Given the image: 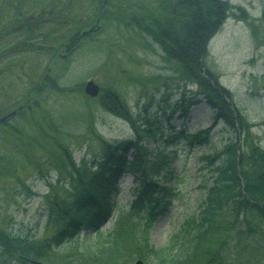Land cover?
Listing matches in <instances>:
<instances>
[{"label": "trees", "instance_id": "16d2710c", "mask_svg": "<svg viewBox=\"0 0 264 264\" xmlns=\"http://www.w3.org/2000/svg\"><path fill=\"white\" fill-rule=\"evenodd\" d=\"M115 1L0 0V78L2 71L9 72L2 67L5 66L2 49L8 45H14L15 53H38L48 60L43 75L25 84L27 87L21 96L24 108L15 117H27L29 113L33 123L41 128L46 117L41 114L37 117L35 111L42 107L50 91L63 89L58 83L59 77L51 76V71L80 46L95 39L86 30L97 18L102 21L116 18ZM139 7V13L134 12L135 16L129 21L131 19L132 25L159 44L173 71L170 76L158 75L153 80L160 79L159 84L167 87V79L181 83L180 96L171 107L173 112L182 109L187 113L193 104L206 101L213 111L214 125L220 126L224 133L220 145L213 139L210 127L195 132L181 129L167 135V128L158 115L146 113L154 92L143 110L134 112L114 85L102 87L97 98H91L82 90L86 99L99 102L104 110L126 120L133 134L116 141L97 135L100 146L98 159L94 157L91 161L94 169L77 179L73 171L86 172L87 167L78 165L73 149L66 142L48 131H41L40 138L28 135V144L43 145L47 152L42 158H34L26 151L29 163L34 164L33 172L48 178L56 171V183L49 182L53 189L64 178H70L72 185L66 194L56 192L45 196L50 227L47 235L30 237L0 224V264H9L11 259L20 264H51L59 248L78 241L83 233L93 229L98 231L97 237L82 249L76 264H118L120 256L128 253L127 250L119 252L121 236L128 237V234L132 235L130 246L151 258L154 256L156 264H259V258H264L260 247L249 249L246 257L242 247L246 239L254 244L264 239V140L259 134V130L264 132V121L261 124L250 120L236 102L235 93L222 84L220 75L209 64V42L235 7L227 0H178L172 8L167 7L164 22L153 12L154 7ZM243 17L256 33L255 22ZM146 43L153 47L151 42ZM15 65H22V61ZM159 84L155 90L160 89ZM1 91L0 98L5 94ZM11 106L14 107L13 103L1 105L0 115ZM166 109L162 112L166 113ZM15 117L0 123V131L11 126V132L20 139L23 131L10 122ZM51 126L55 127L53 122ZM183 140L190 148H209L202 159L213 181L201 184L207 193L198 204V214L188 216L168 245L156 248L150 243V227L155 217L170 204L166 198L173 191V186L167 184L171 180L172 158L165 150ZM151 142L157 144L155 151L147 146ZM176 153L177 149L174 156ZM7 170L9 172L4 174L16 172L12 167ZM126 173L132 174L138 185L128 210L121 211L118 217L121 222L145 214V226L138 228L128 220L125 231L116 226L118 229L103 234L100 229L112 217L113 196ZM15 177L27 196L38 193L26 180L17 174ZM114 250L116 253L112 254Z\"/></svg>", "mask_w": 264, "mask_h": 264}, {"label": "rangeland", "instance_id": "374dc122", "mask_svg": "<svg viewBox=\"0 0 264 264\" xmlns=\"http://www.w3.org/2000/svg\"><path fill=\"white\" fill-rule=\"evenodd\" d=\"M227 1L235 8L210 40L209 64L220 75L222 84L235 93L236 102L250 120L262 124L264 121V0ZM115 2L118 7L117 15L115 14L117 19L102 21L101 29L93 34L94 40L80 46L69 59L64 58L57 69L51 71V76L59 77L58 83L63 89L50 91L44 97L42 107L35 111L37 117L39 114L46 117L42 121L41 128L33 123L28 113L27 117H15L10 121L12 125L23 131V138L20 136L19 139L18 134L12 133L11 126H5L0 131V161H2L0 162V224L8 225L16 233L37 238L47 235L50 227L47 225L45 196L56 192L66 194L72 185L70 178H64L53 189L49 182L56 183V171L48 178L39 177L33 172L34 164L29 163L26 154L29 153L34 158H42L47 152L43 145L35 142L28 144L27 141L30 140L28 135L35 134L40 138L41 131H48L66 142L73 149L78 165L82 168L87 167L86 172L82 171L83 169L80 173L73 171L74 179H77L79 176L87 175L90 172L88 170L94 169L91 161L94 157L98 159L100 146L97 135L103 136L106 140L116 141L133 134L126 120L104 110L99 102L85 98V92L83 93L82 90L84 91L85 83L90 78L95 79L101 87L114 85L126 97L134 112L142 111L144 105L151 100V92H154L152 105L146 113L159 116L167 128V135L173 134V129L181 128L187 132H195L200 128L210 127L213 139L220 145L224 133L220 126L214 125L213 112L205 102L194 105L187 116H183L182 110L172 111L171 107L180 96L181 83L167 79L169 83L167 87L159 84L160 79L153 80V77L158 75L161 78L170 76L173 71L168 67L159 44L144 35L135 24L132 25L131 19L129 21V18L135 16L134 12L139 13L137 8L139 3L141 5L139 8L154 7L153 12L159 18L162 17L161 22H164L163 16L167 12V7L172 8L178 0H116ZM243 15L255 22L256 33ZM1 38L2 36L0 41ZM146 41L151 42L153 47L150 48ZM8 46L2 49L5 64L2 67L7 68L9 72H1L0 89H2L1 93L4 91L5 94H1L0 106L13 103L15 107L21 103L22 91L27 87L25 84L35 82L43 75L48 60L38 53H15L14 45ZM19 61H22V65H15V62ZM158 84L160 89L155 90ZM255 91L258 93L254 94ZM166 94H169L168 99H165ZM164 108H167L166 113L162 112ZM51 122L55 125L54 128ZM256 129L259 130V127ZM259 134L264 140V132L259 130ZM147 146L155 151L157 144L151 142ZM176 149L177 155L174 156ZM165 152L172 158L171 180L167 184L173 186V191L170 194L172 196L168 195L166 198L171 201L170 204L155 217L150 227V243L156 248L168 245L173 234L180 229L188 216L198 214V204L207 193L201 184H211L213 181V176L206 168V161L202 159V156L209 152L207 146L190 148L183 140L180 144L168 146ZM84 164L86 166L83 167ZM10 167L15 168L16 172L13 175L4 174L9 172L7 169ZM16 174L26 180V183L38 193L32 197L27 196L15 177ZM136 186L133 175H124L121 178L118 192L113 197L112 217L101 227L100 232L103 234L112 232L115 228L118 229L116 226L125 231L123 229H127L125 222L128 220H132L138 228L145 226L147 218L145 214L143 217L137 215L123 219L121 222L118 217L121 211L128 210ZM97 233L98 231H88L83 233L78 241L75 240L59 248L51 264H76L82 249L96 239ZM131 236L129 234L128 237L121 236L122 246L119 252L127 250L128 253L118 257V264H136L139 259L144 264H156L154 256L151 258L130 246ZM243 243V252L246 250L244 257L248 255L249 249H255L256 246L264 252V239L259 244H254L249 239ZM115 253L114 250L112 254ZM9 264L20 263L11 259ZM259 264H264V258H259Z\"/></svg>", "mask_w": 264, "mask_h": 264}, {"label": "water", "instance_id": "95a60500", "mask_svg": "<svg viewBox=\"0 0 264 264\" xmlns=\"http://www.w3.org/2000/svg\"><path fill=\"white\" fill-rule=\"evenodd\" d=\"M100 27H101V24L99 23V20H98L94 25L91 26V28L89 29V32L90 33L97 32L100 29ZM84 89H85V92L89 94L90 96H97L100 92V85L94 79L91 78L86 81ZM21 108H23L22 104L18 105L17 108H14L5 114H2L0 116V123L5 122L9 117L14 116L18 112V109H21ZM136 264H144V262L139 259L136 261Z\"/></svg>", "mask_w": 264, "mask_h": 264}]
</instances>
